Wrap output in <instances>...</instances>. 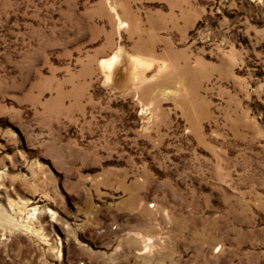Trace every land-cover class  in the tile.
Listing matches in <instances>:
<instances>
[{"label": "rangeland", "instance_id": "374dc122", "mask_svg": "<svg viewBox=\"0 0 264 264\" xmlns=\"http://www.w3.org/2000/svg\"><path fill=\"white\" fill-rule=\"evenodd\" d=\"M0 264H264V0H0Z\"/></svg>", "mask_w": 264, "mask_h": 264}, {"label": "bare ground", "instance_id": "6f19581e", "mask_svg": "<svg viewBox=\"0 0 264 264\" xmlns=\"http://www.w3.org/2000/svg\"><path fill=\"white\" fill-rule=\"evenodd\" d=\"M116 64V60L115 59H111L109 62H103L102 65V69L105 70L106 72V78L110 79L112 76V71H113V67Z\"/></svg>", "mask_w": 264, "mask_h": 264}]
</instances>
